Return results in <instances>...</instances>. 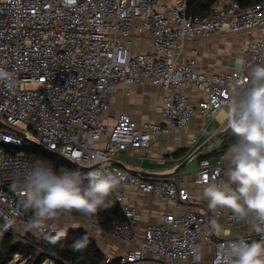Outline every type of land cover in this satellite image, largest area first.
I'll return each mask as SVG.
<instances>
[{
	"label": "built area",
	"instance_id": "2783aa9c",
	"mask_svg": "<svg viewBox=\"0 0 264 264\" xmlns=\"http://www.w3.org/2000/svg\"><path fill=\"white\" fill-rule=\"evenodd\" d=\"M189 1L0 0V69L12 76L10 85L0 83V121L38 139L86 175L103 167L123 177L113 195L127 220L115 223L110 234L124 253L106 256L104 264H196L191 250L201 241L213 245L210 264H222L228 243L264 238L248 222L247 235L226 237L241 221L222 210L213 216L196 211L199 200L179 186L181 179L154 182L113 162L120 152L147 149L158 137L187 130L197 116L207 126L231 100L234 87L247 86L248 69L264 64L262 35L249 38L246 60L223 75L201 73L198 49H187L191 37L263 29L264 1L244 10L236 1L219 0L204 17L189 14ZM148 84L164 90L161 122L110 114L119 87ZM189 89L203 95L196 105ZM25 142V136L0 127V227L30 244L29 234L38 243L65 230L55 224L60 214L40 229L26 227L31 216L22 208L21 186L36 161L5 149ZM97 154L103 159L97 161ZM223 175L221 158L203 159L195 181H221ZM129 186L173 203L180 212L162 214L161 223L147 225L141 237L135 230L137 211L125 204ZM212 218L224 232L211 226L205 232ZM7 219L14 224L5 230Z\"/></svg>",
	"mask_w": 264,
	"mask_h": 264
},
{
	"label": "clouds",
	"instance_id": "9594fccd",
	"mask_svg": "<svg viewBox=\"0 0 264 264\" xmlns=\"http://www.w3.org/2000/svg\"><path fill=\"white\" fill-rule=\"evenodd\" d=\"M0 83H12L11 74L4 69H0ZM219 117L236 141L229 147L231 159L226 178L205 181L201 198L211 211L227 210L233 219L248 222L255 233L264 236V64L251 68L246 87H234L231 100ZM95 159L102 160V154ZM122 181L119 173L103 167L82 176L77 171L57 172L45 162L36 161L21 186L22 208L32 214L26 227L40 229L46 221L72 211L91 219L110 206L108 197ZM13 224V219H7L3 227L7 230ZM211 227L223 231L215 220ZM72 247L75 251L84 250L87 236ZM191 252L199 264L201 249L193 247ZM220 255L222 264H264V238L251 243L244 239L230 242Z\"/></svg>",
	"mask_w": 264,
	"mask_h": 264
},
{
	"label": "crops",
	"instance_id": "0c3cea01",
	"mask_svg": "<svg viewBox=\"0 0 264 264\" xmlns=\"http://www.w3.org/2000/svg\"><path fill=\"white\" fill-rule=\"evenodd\" d=\"M168 2L172 3L173 0H168ZM254 35H262L264 37V28L252 30L248 33H229L221 36H213L208 39H198L197 41L195 38L191 37L187 49L190 50L192 47L198 49L196 57L198 61L197 68L201 73L223 75L226 72L233 70L238 60H246L248 40ZM233 59L235 63L234 68L232 69L230 66ZM126 90L131 91V94L126 95ZM186 94L194 105H196L198 100L203 97L202 93L192 89L186 90ZM163 98L164 90L158 86L148 84L144 86L134 85L119 87L110 114L117 117L119 114L125 113L139 123L144 121L161 122L163 119ZM226 127V124L220 119L219 114L205 127H203L200 117L197 116L194 119L193 124L187 130L158 137L153 140L151 146L147 149H128L120 152L115 157L114 161L119 166L125 167L131 172L137 174L150 173L155 175L152 177H146L154 182L181 179L179 186L182 189H187L195 194L199 200V204L194 206V209L201 213L213 216L215 212L211 211L207 206V202L201 198L202 184L196 183L195 181L196 173L200 167L201 161L194 159L188 163L181 172L177 174L171 173L198 147L202 146L210 137L219 133ZM219 147L220 144L217 148L212 147L206 151H213ZM181 150L186 151L184 156L178 157L175 155L177 151ZM220 158L222 160L224 171L222 180H224L231 159L229 150ZM125 191V204L137 211L139 219L136 223L135 230L141 237L147 225L161 223L160 216L162 214H178L180 212L173 203L155 195L143 193L135 187L129 186ZM222 211L224 213L229 212L227 210ZM72 218L76 221L71 220V222H74L70 227L65 229V233L69 229L83 228L77 224L80 220L89 222L88 219H81L75 216H72ZM213 220L214 218H212L210 225L205 229V232H209V227ZM219 224L223 229L222 232H224L225 229L222 226V223L219 222ZM247 233V223L241 221L238 226L225 231V236L242 237L247 235ZM91 235L97 240V243L105 256L118 257L124 253V247L111 237L110 232L96 229L95 233L92 232ZM28 238H33V235L29 234ZM113 241H116L119 246L117 254L112 250L114 247ZM199 248L202 252V260L199 264H210L214 251L213 245L201 241Z\"/></svg>",
	"mask_w": 264,
	"mask_h": 264
},
{
	"label": "trees",
	"instance_id": "16d2710c",
	"mask_svg": "<svg viewBox=\"0 0 264 264\" xmlns=\"http://www.w3.org/2000/svg\"><path fill=\"white\" fill-rule=\"evenodd\" d=\"M219 0H190L188 5L189 14L204 17L208 14L212 6ZM240 4L242 9L246 10L264 0H232ZM35 136V135H34ZM36 137V136H35ZM234 137L229 131L220 139V147L213 151H205L197 157V160L218 159L222 157L229 147L235 143ZM7 153L16 155L24 152L27 156L35 161H43L51 166L57 172L64 170L77 171L82 176H86V171L81 168L74 167L66 161H63L40 148L25 142L23 147H5ZM185 150L177 151L175 155L184 156ZM87 183V180H85ZM109 207L102 209L97 215L91 219L72 211L70 215L81 219H88L96 223L101 230L111 232L115 223L126 222V217L122 206L116 200L113 193L108 197ZM31 216V212L26 211ZM87 236V247L82 251H75L73 244ZM30 244L19 242L12 233L5 232L0 227V264H9L15 260L16 255L20 257V261L25 264H43L45 261L51 260L54 264H104L105 254L100 249L97 240L83 228L69 229L64 235L51 236L47 235L40 242L35 243L34 239H30Z\"/></svg>",
	"mask_w": 264,
	"mask_h": 264
},
{
	"label": "water",
	"instance_id": "95a60500",
	"mask_svg": "<svg viewBox=\"0 0 264 264\" xmlns=\"http://www.w3.org/2000/svg\"><path fill=\"white\" fill-rule=\"evenodd\" d=\"M0 127L6 130H9L10 132L20 135V136H25L27 138L28 143L35 145L36 147L40 148L41 150L49 153L52 156H55L63 161H66L70 164H72V162L70 160H67L65 158H63L62 156H60L59 154L49 150L46 146H44L38 139L31 137L29 135H26L24 133H22L21 131L12 128L11 126L5 124L4 122L0 121ZM230 130L226 127L225 129H223L222 131H220L219 133L213 135L212 137H210L202 146L198 147L190 156H188L181 164H179L174 171H172L171 174H177L179 172L182 171V169L188 164L190 163L192 160L197 159V157L201 154H203L207 149H209L216 141H218L220 138H222L224 135H226ZM115 164H117L115 161H113ZM118 165V164H117ZM90 167H85V169H89ZM144 177H152L155 176L153 174L150 173H143L140 174Z\"/></svg>",
	"mask_w": 264,
	"mask_h": 264
},
{
	"label": "rangeland",
	"instance_id": "374dc122",
	"mask_svg": "<svg viewBox=\"0 0 264 264\" xmlns=\"http://www.w3.org/2000/svg\"><path fill=\"white\" fill-rule=\"evenodd\" d=\"M234 63H235V61H234V59L231 61V66H230V68H234ZM250 70H251V68L247 71V74L249 75V73H250ZM219 144H220V140L219 141H217V142H215L214 144H213V146L212 147H218L219 146ZM211 147V148H212ZM210 148V149H211ZM64 170V169H63ZM71 220H74V221H76L75 219H73L72 218V215H70V213L69 212H66V213H61L57 218H56V220H55V224L56 225H58V226H60L61 228H63V230H65L67 227H70L71 225H72V223L74 222H71ZM80 220V219H79ZM93 221H91V220H89V222H87V221H83V220H80V222H77V224H79L78 226H80V227H83V228H85L87 231H89L90 232V234H92V232H94L95 233V228H94V226H93V223H92ZM92 232H91V231ZM66 231V230H65ZM113 245H114V247H113V252L115 253V254H117L118 253V244H117V242L116 241H113ZM20 258V257H19ZM9 264H25V262L23 261H20V259L19 260H16V258H15V260L14 261H12L11 263H9ZM45 264H54L51 260H48V261H46V263Z\"/></svg>",
	"mask_w": 264,
	"mask_h": 264
},
{
	"label": "bare ground",
	"instance_id": "6f19581e",
	"mask_svg": "<svg viewBox=\"0 0 264 264\" xmlns=\"http://www.w3.org/2000/svg\"><path fill=\"white\" fill-rule=\"evenodd\" d=\"M196 143V142H195ZM202 145V144H201ZM222 161V160H221ZM134 173V172H133ZM137 174V173H136ZM139 174V173H138Z\"/></svg>",
	"mask_w": 264,
	"mask_h": 264
}]
</instances>
